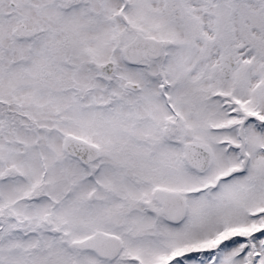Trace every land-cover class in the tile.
<instances>
[{"label":"snow or ice","instance_id":"6c2138e0","mask_svg":"<svg viewBox=\"0 0 264 264\" xmlns=\"http://www.w3.org/2000/svg\"><path fill=\"white\" fill-rule=\"evenodd\" d=\"M0 264H264V0H0Z\"/></svg>","mask_w":264,"mask_h":264}]
</instances>
